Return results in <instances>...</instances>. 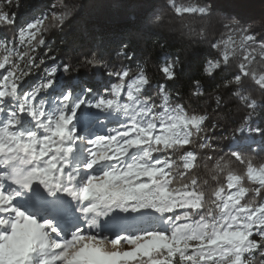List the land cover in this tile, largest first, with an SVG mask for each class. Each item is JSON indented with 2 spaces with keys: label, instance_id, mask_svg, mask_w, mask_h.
<instances>
[{
  "label": "snow or ice",
  "instance_id": "obj_1",
  "mask_svg": "<svg viewBox=\"0 0 264 264\" xmlns=\"http://www.w3.org/2000/svg\"><path fill=\"white\" fill-rule=\"evenodd\" d=\"M56 8L0 40V264H264V158L255 155L264 143L223 154L216 143L229 124L234 143L237 134L264 139V128L251 124L264 110V17L216 18L207 0H165L140 28L144 44L168 37L159 45H167L163 81L154 86L150 52L138 61L131 36L115 53L128 62L118 67L97 49L76 67L69 58L42 68L56 60L51 49L41 55L47 35L79 12L70 3ZM15 22L0 7V25ZM194 43L210 49L200 71L215 81L211 92L192 81L199 108L169 88ZM81 65L109 79L82 93L62 89L49 102L58 74ZM82 109L116 117L118 126L81 134ZM34 187L49 199L67 197L76 223L62 229L13 203Z\"/></svg>",
  "mask_w": 264,
  "mask_h": 264
},
{
  "label": "trees",
  "instance_id": "obj_2",
  "mask_svg": "<svg viewBox=\"0 0 264 264\" xmlns=\"http://www.w3.org/2000/svg\"><path fill=\"white\" fill-rule=\"evenodd\" d=\"M178 2H183V0H178ZM207 2L212 4L216 18L236 16L242 20L251 21L264 17V0H207ZM63 3L78 6L79 12L64 25L63 31L53 29L47 35V47L41 49V55L51 49L48 55L56 56L55 61L48 60L47 64L69 62L70 58L71 64L76 67L81 56L90 55L92 51L100 49L107 54L106 59L109 64L118 67L122 63L128 62L116 57L115 53L120 43L131 36L132 46L137 49L136 59L138 61L143 62L150 52L148 71L153 77V85L163 81L158 65L161 63V57L167 45L164 49L159 45L165 44L168 37L161 36L156 44L151 41L144 44L140 40V28L146 20L150 19V14L154 10L164 6L165 0H19V3L17 0H13L10 9L3 4V0H0V7L10 10L16 21L11 26L0 25V40L12 39L19 28L32 20L35 15L41 14L43 10H49L53 4L57 5V11H61ZM50 23H52L51 17L45 26ZM150 30L160 32L159 28H152L151 26ZM211 38L209 37V39ZM209 54L208 46L200 43H194L187 53L181 52L182 63L178 66L180 79L174 83H169V88L174 92L178 90L183 98L190 99L197 108L202 106V101L191 99L192 81L200 79L206 92H211L215 83V81L203 77L200 71L205 57ZM35 76L42 77V71ZM62 77L64 83L72 89L79 87L100 88L109 79L103 69L99 71L89 70L85 65H81L78 72ZM74 81H78V83L73 84ZM206 99L211 102L210 96ZM258 111L259 115L253 119L251 124L253 127L264 128V110ZM242 115L243 112L235 115L234 118L237 123ZM234 127V124H229L225 126L223 132H217L216 143L222 150L221 154L229 152L233 147H243L245 144L249 145L247 150L251 151V147H254L256 143H264V139L260 136L242 137L237 134L234 145L231 139ZM255 155L257 156L256 162L259 163L260 158H264V151L257 152Z\"/></svg>",
  "mask_w": 264,
  "mask_h": 264
},
{
  "label": "rangeland",
  "instance_id": "obj_3",
  "mask_svg": "<svg viewBox=\"0 0 264 264\" xmlns=\"http://www.w3.org/2000/svg\"><path fill=\"white\" fill-rule=\"evenodd\" d=\"M48 10H43L41 14H37L33 17L32 20L28 21L24 26H26L28 23L33 22L35 19L41 17L42 15H44ZM50 18V17H49ZM47 22V20L45 21V23ZM23 26V27H24ZM53 64H47L44 65L43 67H51ZM42 67V68H43ZM42 76H43V71H42ZM63 75L62 74H58V80H57V84L49 90V93L47 94V99L49 100V102H55V98L58 95H62V89H67L69 88V86L67 84L64 83L63 81ZM42 77H36L35 75L31 78V80L29 82L26 83L25 87L26 88H31L32 85L38 83L41 80ZM84 87H79L77 89H72L74 92H83ZM110 118H113L116 123H113ZM109 121V124H115V126L117 125V118L116 117H112V116H108L106 114L103 113H97L95 110H85L82 109L80 113H78V118H77V127L78 129H80L81 134H85V133H94V134H106L108 129H105V127H103V123ZM114 126V127H115ZM111 128V127H109ZM235 145V143H233ZM39 191V190H38ZM40 192V191H39ZM33 192L31 194L28 193H22L20 196H17L16 199L13 201L14 204H16L18 207H20L22 210H24L27 214L29 215H33L36 216L32 213H30L28 210L33 211L36 214H40V215H44L43 213L48 212V211H52V209L56 207H58L60 204H62V202L57 203L56 200H51L47 198V202H45V205L41 206V207H30L29 204L31 203V201H34L33 199L30 201L28 199H26V197L28 198H33ZM66 200H69L67 197H64ZM46 199V198H45ZM59 199L61 200V197H57V201H59ZM17 200L22 204V206L25 208H23L18 202ZM70 201V200H69ZM44 208V209H43ZM27 209V210H26ZM75 209V207L73 208ZM76 212V209H75ZM45 216V215H44ZM78 216V213H77ZM39 219V216H36ZM54 220L57 221V223L62 226L64 224V221H61L57 218H55ZM64 227V226H62Z\"/></svg>",
  "mask_w": 264,
  "mask_h": 264
},
{
  "label": "bare ground",
  "instance_id": "obj_4",
  "mask_svg": "<svg viewBox=\"0 0 264 264\" xmlns=\"http://www.w3.org/2000/svg\"><path fill=\"white\" fill-rule=\"evenodd\" d=\"M33 198H27L28 200H34L31 201V203L29 204L30 207L34 208V207H41L43 205H45V202H47V198L45 199V197L43 195H39L38 192L33 190ZM60 200V199H59ZM75 206L71 201H67V202H62V204H60L58 207L55 206L54 209H52V211H48L43 213L46 217L52 218V219H59L61 221H64V224L62 226L69 228L71 225L75 224L77 221V212H75V209H73ZM44 209V208H43ZM79 215V214H78Z\"/></svg>",
  "mask_w": 264,
  "mask_h": 264
},
{
  "label": "clouds",
  "instance_id": "obj_5",
  "mask_svg": "<svg viewBox=\"0 0 264 264\" xmlns=\"http://www.w3.org/2000/svg\"><path fill=\"white\" fill-rule=\"evenodd\" d=\"M17 3H19V0H17ZM209 6H211V3H209Z\"/></svg>",
  "mask_w": 264,
  "mask_h": 264
}]
</instances>
